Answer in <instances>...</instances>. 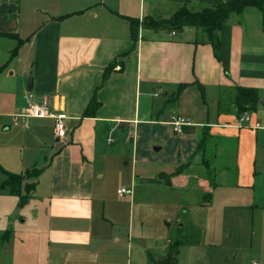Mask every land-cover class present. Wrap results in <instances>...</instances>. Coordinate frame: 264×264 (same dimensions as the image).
I'll return each mask as SVG.
<instances>
[{
	"label": "crops",
	"instance_id": "obj_1",
	"mask_svg": "<svg viewBox=\"0 0 264 264\" xmlns=\"http://www.w3.org/2000/svg\"><path fill=\"white\" fill-rule=\"evenodd\" d=\"M224 1L0 0V75L20 59L33 77L31 86L23 79L17 90L2 93L13 102L21 89L24 98L9 114L16 113L14 123L0 128V185L7 179L3 171L41 170L25 204L8 188L0 192V264H154L174 252V231L186 234L191 207L222 206L264 216V207L256 206L257 164L264 154L263 13L247 8L232 14L214 33L218 54L208 34L193 27L141 26L134 41L125 19L168 20L181 8L198 12ZM181 84L188 86L174 102ZM233 87L258 90V110L240 117L219 115L223 89ZM94 98L101 107L94 117H85ZM185 98L199 109L198 118L208 108L206 118L183 116ZM46 104L64 117L65 138H57L52 118L28 117L31 107ZM165 113L168 120H160ZM245 116L249 122L241 121ZM178 119L187 123L181 131L173 125ZM155 123L173 126L197 146L204 132L207 136L204 147L189 150L185 160H191L177 168L199 165L210 174L212 187L205 184L208 194L197 195L194 204L193 187L182 181L183 174L164 173L171 175L165 187L152 184L138 172L134 152L131 172L119 169L113 177L124 186L112 190L106 185V165L112 162L108 150L115 139L128 130L121 142L134 144L137 128ZM186 127L194 132L186 133ZM209 153L224 164L218 168L209 162ZM231 167H236L233 173ZM121 189L131 194L121 196ZM173 210H182L177 220L169 219ZM179 244L178 264L185 249L199 248L191 241ZM258 258L264 264V254Z\"/></svg>",
	"mask_w": 264,
	"mask_h": 264
},
{
	"label": "rangeland",
	"instance_id": "obj_2",
	"mask_svg": "<svg viewBox=\"0 0 264 264\" xmlns=\"http://www.w3.org/2000/svg\"><path fill=\"white\" fill-rule=\"evenodd\" d=\"M156 21H161V19H157ZM150 24L149 22V29H154ZM163 27L168 29L165 25ZM30 71L31 69L25 71V64L20 63V59L10 63L9 66H6L2 70L0 75V109L3 115L0 118V128L5 123H14L13 116L16 113L12 117L9 114H13L17 106H21L24 98V93L21 89L16 91V94L12 96L13 102H11L10 96L6 97L3 94H7L10 88L17 90L22 84L23 79H26L27 85L30 84V79L33 78L29 73ZM227 91H223V96L227 94ZM210 108H212L211 105ZM202 109H205V113L199 118L205 119L208 108L203 107ZM199 112V109L194 107L193 102L187 101V98L184 99L180 108V113L183 116H190L192 120H198ZM141 118H143V115H141ZM168 118L165 113L163 117H160V120H168ZM17 120L19 119L17 118ZM154 120L156 121V116ZM20 128L21 126L18 125V129ZM128 132V130L123 131L125 138ZM124 137L120 136V140L118 141L116 138L115 143L108 150V161L112 159V162L106 165V171L108 172L106 173L105 182L109 188L117 190L124 186L122 183L118 184L113 177L119 169L126 173L131 172L133 168L132 155L134 152L135 157L137 155L139 164L138 172L146 174L150 178H147L146 181L165 187L171 175H176L179 172L183 174V179L180 177L178 180H187L186 185L189 184L194 189L191 188L190 195V200L193 204L197 201V195L199 199L202 193L205 196L208 194L209 188L205 184L212 187V181L206 168L193 165L190 169H182L181 171L177 169L183 163L191 160H185V158L191 157H186V155L190 152L189 150H195L196 152L198 146L193 141L181 138V135L175 132L173 126H164L162 123L141 125L136 130L134 144L132 143L127 146L124 142H121L124 140ZM156 148H160L161 150L157 151ZM215 156L216 153H214V159ZM213 158L211 153H209L208 161L210 162ZM218 160V162L213 161L214 165L220 168L224 163L220 162L221 158ZM259 161L257 164L259 176L257 178L256 197L258 201L256 206L264 207V154L259 157ZM102 166L101 164L100 168ZM231 169L230 173H233L236 167H231ZM172 172L174 173L168 175L169 177L164 174ZM231 179H233V176L228 175V180ZM187 212V224L189 227L186 229V234H177L178 231H183V229L174 231L173 235L175 236L170 240V248L173 247L175 251L177 244L183 241L194 242L199 248L190 251L185 249L181 264H252L253 262H259L260 264L259 254H264L263 214L262 216L261 214L256 216L252 211L248 210L225 211L222 206L209 210L191 207L187 209ZM181 214L182 210L178 211V213H175V210H173L169 219L177 220Z\"/></svg>",
	"mask_w": 264,
	"mask_h": 264
},
{
	"label": "trees",
	"instance_id": "obj_3",
	"mask_svg": "<svg viewBox=\"0 0 264 264\" xmlns=\"http://www.w3.org/2000/svg\"><path fill=\"white\" fill-rule=\"evenodd\" d=\"M247 8L259 9L264 17V0H226L214 8H206L198 12H193L186 7L181 8L168 20L156 21L152 18H146L141 23L138 19H125L130 24L134 41H137L139 27L142 26L144 29L149 28V22L151 23L150 25L154 27V30H158L164 25L171 31H178L185 27H193L208 34L215 53L218 54L220 45L214 41V33L227 23L232 14H242ZM115 66L116 63H113L107 68L104 80L109 77ZM187 86V84H181L176 88L172 97L174 102H178L181 93L187 88ZM201 88V95L204 98L205 92L203 87ZM226 90H228L227 94L221 97L222 99L219 101V115L236 114L240 117L243 114L254 113L258 110L261 101L258 90L243 87L223 89V91ZM100 107L101 104L96 98H94L84 114L85 117H94ZM194 129V127H186L185 132L192 134ZM206 137L207 136L204 132L203 139L198 145L200 150L205 145ZM3 172L7 179L2 185H0V192L8 188L12 196L18 197L21 203L25 204L34 194L41 170L33 168L23 174H13L6 171ZM209 196H211V194H209ZM179 246L180 244H178L175 251L170 253L165 259L154 261V264H178L177 255L179 252Z\"/></svg>",
	"mask_w": 264,
	"mask_h": 264
},
{
	"label": "built area",
	"instance_id": "obj_4",
	"mask_svg": "<svg viewBox=\"0 0 264 264\" xmlns=\"http://www.w3.org/2000/svg\"><path fill=\"white\" fill-rule=\"evenodd\" d=\"M28 117L31 118H52L55 121V131L58 139L65 138L66 136V127H65V119L63 116L58 115L53 111L51 107L47 104L42 106H34L28 110ZM242 122H249L250 118L245 116L241 119ZM187 124L185 120L178 119L173 122V125L178 131H181V127ZM127 194H131V191L128 189L119 190V195L124 196Z\"/></svg>",
	"mask_w": 264,
	"mask_h": 264
},
{
	"label": "water",
	"instance_id": "obj_5",
	"mask_svg": "<svg viewBox=\"0 0 264 264\" xmlns=\"http://www.w3.org/2000/svg\"><path fill=\"white\" fill-rule=\"evenodd\" d=\"M30 86H31V81H30ZM157 151L159 150V149H156Z\"/></svg>",
	"mask_w": 264,
	"mask_h": 264
}]
</instances>
